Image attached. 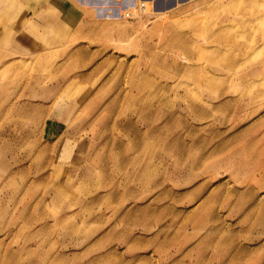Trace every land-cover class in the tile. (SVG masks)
Segmentation results:
<instances>
[{
    "label": "rangeland",
    "instance_id": "obj_1",
    "mask_svg": "<svg viewBox=\"0 0 264 264\" xmlns=\"http://www.w3.org/2000/svg\"><path fill=\"white\" fill-rule=\"evenodd\" d=\"M16 1L0 264H264V0Z\"/></svg>",
    "mask_w": 264,
    "mask_h": 264
},
{
    "label": "bare ground",
    "instance_id": "obj_2",
    "mask_svg": "<svg viewBox=\"0 0 264 264\" xmlns=\"http://www.w3.org/2000/svg\"><path fill=\"white\" fill-rule=\"evenodd\" d=\"M76 1V0H75ZM208 0H198V1H196L195 3H194V5H196V7H200L201 5H203L205 2H207ZM17 1L16 0H14V4L16 3ZM82 2V1H81ZM94 2H96L95 0H94ZM119 2V1H118ZM18 3V2H17ZM97 3V2H96ZM113 3V2H112ZM116 3V2H115ZM14 4H12V5H7L6 6V12H8L9 10H10V8H15V6H14ZM85 4H87V3H85ZM161 4H163V3H161ZM15 5H17V4H15ZM82 5V4H81ZM103 5V4H102ZM12 6V7H11ZM85 6V5H84ZM111 6V5H110ZM230 5H228V7H229ZM67 10L69 11V12H72V8H71V4H70V2H68V4H67ZM66 7H64V8H62V9H66ZM231 7V6H230ZM84 8V7H83ZM87 8V7H86ZM102 8V7H101ZM104 8V7H103ZM122 8V7H121ZM133 8V6L132 7H128L127 9H126V11L128 12L127 14L130 16L131 15V11H136L137 10V8L136 9H132ZM92 9V8H91ZM123 9V8H122ZM50 10H51V13L52 14H55V15H57L60 11H59V8L58 7H55V8H50ZM85 10V9H84ZM106 10V9H105ZM143 10H147V9H145V8H143ZM151 10V12L153 13V14H151V12L150 13H147L148 15H151V17L150 18H147L146 20L148 21V22H157V23H160L159 25H164V24H168V23H172V22H175L176 20H178L179 18H181V17H185L186 15H185V12H184V10L185 11H187L186 9H184V10H172V11H159V10H161V9H159V8H153V9H150ZM157 10V11H156ZM106 12V11H105ZM115 12V11H114ZM143 12V11H142ZM12 13V12H11ZM7 14V13H6ZM135 14L136 13H132V17L134 16L135 17ZM5 17H4V20L9 24V29H15V32H13V34H12V36H11V33H10V35L8 36V38L10 37V38H12V37H16V36H19L21 33H22V31L24 30V27H26L25 26V24H27V23H25V21L24 20H22L23 18H21L19 15H18V13H17V15L14 17V20H11L10 18H6L7 16L5 15V14H3ZM141 15V14H140ZM144 15V14H143ZM142 16V15H141ZM147 16V15H146ZM12 17V16H11ZM143 17V16H142ZM221 21V20H220ZM6 23V24H7ZM20 25V27L18 28V29H16V26L17 25ZM20 28H23V30H21ZM53 29H55V26H51L50 28H48V30H51L52 32H53ZM220 38V37H219ZM2 158H0V160H1ZM263 196H264V194H261L260 196H259V199H262L263 201H264V198H263Z\"/></svg>",
    "mask_w": 264,
    "mask_h": 264
},
{
    "label": "crops",
    "instance_id": "obj_3",
    "mask_svg": "<svg viewBox=\"0 0 264 264\" xmlns=\"http://www.w3.org/2000/svg\"><path fill=\"white\" fill-rule=\"evenodd\" d=\"M93 1H94V0H93ZM95 1H96V2H98L99 0H95ZM17 26H19V27H20V25H19V24H18ZM20 29H21V30H23V28H20ZM24 29H25V27H24ZM22 33H23V31H22ZM22 33H21V34H22ZM21 34H20V35H21ZM20 35H19V36H20Z\"/></svg>",
    "mask_w": 264,
    "mask_h": 264
}]
</instances>
